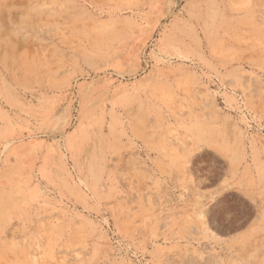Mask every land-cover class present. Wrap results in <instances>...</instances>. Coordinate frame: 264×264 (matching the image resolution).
I'll return each instance as SVG.
<instances>
[{"label":"rangeland","instance_id":"374dc122","mask_svg":"<svg viewBox=\"0 0 264 264\" xmlns=\"http://www.w3.org/2000/svg\"><path fill=\"white\" fill-rule=\"evenodd\" d=\"M0 264H264V0H0Z\"/></svg>","mask_w":264,"mask_h":264},{"label":"snow or ice","instance_id":"6c2138e0","mask_svg":"<svg viewBox=\"0 0 264 264\" xmlns=\"http://www.w3.org/2000/svg\"><path fill=\"white\" fill-rule=\"evenodd\" d=\"M238 208L234 206L230 201L225 198L224 201L220 202V207L218 208V211L221 213V215L230 213V212H235L237 211Z\"/></svg>","mask_w":264,"mask_h":264}]
</instances>
